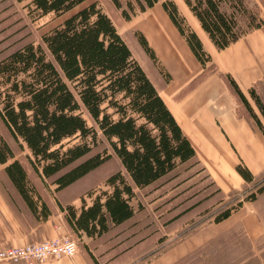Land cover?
Here are the masks:
<instances>
[{
	"label": "trees",
	"instance_id": "16d2710c",
	"mask_svg": "<svg viewBox=\"0 0 264 264\" xmlns=\"http://www.w3.org/2000/svg\"><path fill=\"white\" fill-rule=\"evenodd\" d=\"M27 2L35 19L66 16L41 37L0 60V119L13 140L26 148L28 162L43 181L59 193L107 163L114 155L122 169L106 178L107 190L90 191L80 207L63 205L69 229L99 239L130 221L143 206L142 191L179 167L193 163L206 168L158 89L133 56L112 18L97 0H16ZM129 22L160 5L204 69L212 58L198 33L174 0H110ZM203 32L218 50L264 26V18L249 0H183ZM138 42L166 82L169 75L142 32ZM232 90L249 118L264 135V101L254 88L247 97L230 75ZM253 102V103H252ZM111 150L95 152L101 144ZM0 165L36 220L51 215L48 204L31 182L26 168L0 133ZM237 173L254 190L226 202L213 214L221 223L244 203L264 193V176L257 180L241 161ZM216 191L223 193L219 187ZM95 264L97 259L92 253ZM255 258V255H252ZM257 264L259 259L255 258ZM239 260L235 264H241Z\"/></svg>",
	"mask_w": 264,
	"mask_h": 264
},
{
	"label": "rangeland",
	"instance_id": "374dc122",
	"mask_svg": "<svg viewBox=\"0 0 264 264\" xmlns=\"http://www.w3.org/2000/svg\"><path fill=\"white\" fill-rule=\"evenodd\" d=\"M97 1L112 18L133 56L154 83L159 71L140 46L135 33L154 36L153 27L140 19L145 14H149L156 23L161 15L167 18L161 6L158 4L154 9L126 22L110 0ZM174 1L187 24L202 34L203 30L198 21L183 0ZM249 3L260 11L264 8V0H249ZM65 17L54 19L49 15L35 19L30 14L27 2L0 0V60L27 43L39 44L41 37ZM138 21L143 27L142 30L136 26ZM214 71L213 66L204 74L209 75ZM257 91L264 101V83ZM0 133L26 168L31 182L43 200L51 206H58L56 200L63 205L73 201L80 204V197L83 196L91 202L87 193L92 191L97 195L107 190L106 178L122 169L119 160L113 155L103 166L66 190L56 193L51 180L43 182L33 171L27 158L30 152L13 140L1 119ZM105 148L111 153L105 143L94 150V153ZM3 168L0 165V205L9 207L17 219L25 222L29 217L27 207L6 177ZM263 176L264 173L257 180H261ZM218 188L207 170H202L201 165L188 163L158 183L139 191L137 199L143 208L126 224L95 240H89L85 235H77L72 231L69 234L77 241L78 251L88 256L92 253L98 264H235L239 260H243L241 264H257L255 258L259 259V264H264V235L251 241L236 217L230 222L237 223L228 228L216 226L213 221L214 213L226 202L235 198L243 199L248 192L254 190V183H245L223 193L216 191ZM252 205L264 227V193Z\"/></svg>",
	"mask_w": 264,
	"mask_h": 264
},
{
	"label": "crops",
	"instance_id": "0c3cea01",
	"mask_svg": "<svg viewBox=\"0 0 264 264\" xmlns=\"http://www.w3.org/2000/svg\"><path fill=\"white\" fill-rule=\"evenodd\" d=\"M261 16L264 18V8ZM158 18V23L149 14L140 19L153 27L154 36H145L170 77L166 82L159 73L154 85L195 148L201 164L225 192L246 183L236 171V165L241 161L255 177L260 176L264 173V135L249 118L227 75L235 79L247 97L251 88L261 97L257 90L264 83V26L223 50L216 49L204 32L200 34L197 31L215 68L214 72L205 75L203 67L168 17L161 15ZM140 21L136 26L142 30ZM91 202L87 201L89 205ZM71 204L80 207L81 198L80 204L77 201ZM48 206L51 215L46 220H36L27 208L28 220L22 222L9 207L0 205V249L69 234L71 230L64 213L58 206ZM234 217L251 241L264 235V227L252 203H244L241 210L216 226L228 228L237 223L230 222ZM42 264L95 263L79 250L73 257L53 259Z\"/></svg>",
	"mask_w": 264,
	"mask_h": 264
},
{
	"label": "built area",
	"instance_id": "2783aa9c",
	"mask_svg": "<svg viewBox=\"0 0 264 264\" xmlns=\"http://www.w3.org/2000/svg\"><path fill=\"white\" fill-rule=\"evenodd\" d=\"M78 243L65 234L51 240L0 249V264H42L49 260L73 257Z\"/></svg>",
	"mask_w": 264,
	"mask_h": 264
}]
</instances>
